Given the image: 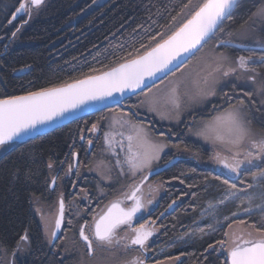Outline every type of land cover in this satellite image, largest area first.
Instances as JSON below:
<instances>
[{
  "label": "trees",
  "instance_id": "16d2710c",
  "mask_svg": "<svg viewBox=\"0 0 264 264\" xmlns=\"http://www.w3.org/2000/svg\"><path fill=\"white\" fill-rule=\"evenodd\" d=\"M197 1L47 0L21 24V15L12 19L21 0H0V98L73 81L138 55L160 41L157 36L155 42H150V37L158 32L165 37L184 22L198 7L194 6ZM262 6L264 0H240L233 19L222 25L223 34L217 32L200 51L209 49L220 36L228 38L239 34L244 26L255 25L260 17L254 13ZM220 49L216 47L217 51ZM74 123L21 143L0 157V264L4 255L12 264H56L60 254L67 259H86L77 237V221L65 234L71 244L66 251L56 249L58 252L53 255L47 249L55 244L48 243L36 216L38 209L47 204L49 163L61 159L73 143L78 144ZM169 172L176 173L178 182L186 185L190 194L175 212L162 217V230L150 229L153 235L149 240L155 241L151 247L162 251L154 254L155 260L181 257L178 264H226L223 254L209 246L224 240V233L234 222L244 220L254 228H264V214L255 211L209 232L203 230L207 226L203 221L193 236L178 240L188 235L190 228L194 230L201 218L199 209L215 195L217 184L212 172L194 166ZM259 185L264 195V178L259 179ZM185 205L192 208L185 210ZM225 207V213L236 209L230 204ZM25 235L28 240L22 241ZM46 253L50 263L42 262Z\"/></svg>",
  "mask_w": 264,
  "mask_h": 264
},
{
  "label": "flooded vegetation",
  "instance_id": "af4514ba",
  "mask_svg": "<svg viewBox=\"0 0 264 264\" xmlns=\"http://www.w3.org/2000/svg\"><path fill=\"white\" fill-rule=\"evenodd\" d=\"M46 1L47 0H45L44 3ZM32 11L33 9H28L26 13L21 15L23 18L21 24L28 20L30 13H33ZM263 23L264 18L260 17L259 21H257L255 25L244 26L241 29L242 31L237 35L230 36L228 38L220 36L218 40L214 41V43L212 42L213 46H215L219 40L231 39L235 43L233 45H244L245 47L256 48L257 55H259V47L255 41L264 40ZM206 50L199 51L195 56H191L180 70L173 71H197L196 73L201 76L200 80H203V86L197 98H195V103L187 102L184 105H180L178 109L175 107L170 108L171 114L166 112L163 116H161L155 107L154 108L156 110L151 111L149 109L153 106L149 104L141 105L140 101L144 98V96L143 92L140 91L139 93L123 100L121 105H115L103 109L99 112L79 118L69 123L72 124L75 122L74 125L78 128V144L76 145L73 143L69 151L65 155L63 154L61 159L49 163L52 167L49 168V191L45 196L46 203H54L56 199L63 200L64 202V218L61 231L57 239L52 242V244H55L54 247L47 249L52 252L53 255H56L58 252L56 249H63V251H66L68 246L71 244L69 236L65 237V234L67 233L68 235L67 229H71L70 227L73 222L77 221L76 229L78 232L81 226L84 225L85 234L92 238V233L94 232V221L102 211V205L106 201L112 199V197L124 193L126 191V186L132 181L131 178L128 177V174H121L113 169L114 173L111 175L112 179L105 185L102 181H100L99 176L94 172V169L96 168L95 166L98 164L96 161L102 157L100 156V153L107 148L104 141L105 133L109 134L108 128H112V123L109 124L108 122V118L111 116L114 118L116 117L115 121L118 122L117 124L123 123L124 121H135V123H141L150 131L151 141H162L164 145H166L165 149L160 154V159L157 160L156 163L152 164L149 169L144 170L147 171L158 167H165L148 177L146 180L142 181L145 175L149 172L145 171L146 174L144 173L142 175L137 184V186L139 185V188L141 189L138 195L142 197L145 207L142 209L141 213L133 219V226L146 224L152 226V229L154 226L160 227L162 224V217H167V215L175 212L177 207L185 203L186 199L189 198L190 191L187 186L178 182L176 173L169 172L176 168L187 169L188 167L194 166L198 169L212 172L214 176V184H217V190L215 191L213 189V191H215V195L212 199L206 200V205L209 201L221 198L227 191L232 190L242 192V190L247 191L250 189L249 185L251 186V189L252 187L259 185V180L256 179L259 175L257 171L259 170L260 172V170L264 169V157H258L259 160L256 165L253 159L252 164L244 166L239 175L234 173L232 176L231 174L222 171L219 167L220 163L215 160V148L211 147L209 143L203 142L200 138L195 137L190 130H195L194 128L196 125H201L205 122V120L210 118H216L217 115L222 114L228 108L234 107L235 109L240 110L241 113L251 121L250 125L253 129H258L257 131L264 132V64L259 62L250 64L251 68L256 69L254 73L237 68L235 73L230 74L228 77H222L220 73L215 72V76L212 79L213 83L209 84L211 80L207 77L211 75L212 71L216 68L215 65L218 63L217 58L220 53H223L228 59H231L230 62L228 60L224 62L223 70H227L229 67L236 68L237 57L242 55L248 56L249 52L245 51L244 48L233 46L223 47L221 50L214 52ZM198 55L201 57L198 58ZM167 76L155 83L154 86L151 85V89L160 84L169 86L170 84L164 81L168 78ZM249 76H254L255 79H249ZM205 78L208 80L207 85L204 83ZM259 80L263 81L261 88ZM204 92H214L215 94L205 95L203 94ZM224 93H227V96H225ZM247 93H251V96H247ZM241 101H244V103L241 104ZM109 111H113L116 116L108 114ZM121 115V118H117ZM161 118L168 119L162 120ZM94 123L97 125V130L95 132H89L88 129H90ZM161 133L164 135L161 136ZM81 137H83V139H81ZM120 139L122 140L121 137ZM89 140H92L93 142L91 145L88 144ZM121 140L117 142L115 146H119L120 142H123ZM246 147L248 149L252 148L251 140L248 142ZM84 149L85 151H83ZM121 151L122 150L119 149V153H117L118 155L116 154V157H120ZM73 153L76 155L74 156ZM105 158L107 159V157ZM174 158V162L166 165ZM112 159L113 160L110 165L118 166V164H113L115 162V158L112 157ZM69 165L72 167L69 168ZM221 165L222 164H220V166ZM53 177H55L54 184L52 182ZM225 180L228 181V184L224 183ZM231 184H235L236 188L231 189L229 187ZM101 187L104 188L102 194L99 193ZM126 196L127 195L124 194L120 197L123 198L124 205L128 207L132 201L127 200ZM237 198L238 195L235 199H231L228 203L232 206H236V203H238ZM149 200H151L152 203H147ZM81 203L83 204L81 205ZM183 208L185 210H190L192 205H185ZM204 208L205 207L199 209L200 213ZM36 216L38 218L41 231L44 233L38 213ZM85 222H87V224H85ZM151 223H153V225H151ZM166 226L167 224L165 226L163 225V229L166 228ZM160 230L162 229L160 228L158 231ZM78 232L77 234L79 236ZM129 232V228L121 226V228L117 230V235H121V237H123ZM153 243L155 245V241L151 243L149 240V242L146 243V250L139 249V246H131L129 248L132 250L130 256L128 254L129 252L126 251L122 254L111 253V260L120 262L133 259L138 256L141 260L145 261L146 264L156 263L159 260L154 259V254L157 255V248L154 247L153 249L151 247ZM82 244L85 246L84 249L87 255L91 257L87 252L84 241H82ZM99 246L100 244L93 239V248H95L94 252L95 250L98 252L97 248H100ZM121 247L123 246L121 245ZM211 249L214 248L211 247ZM94 252L92 254H94ZM220 252L223 254V260L227 261L226 251L222 252L219 248V253ZM99 254L102 256L101 253ZM47 255L48 254L46 253L43 256L42 262L50 263L49 259H47ZM45 256L46 258H44ZM123 256L126 258L125 260H123ZM66 259V257L60 254L56 264H88L87 262L91 260H84L81 258ZM92 262V264H96L95 260H92Z\"/></svg>",
  "mask_w": 264,
  "mask_h": 264
},
{
  "label": "snow or ice",
  "instance_id": "6c2138e0",
  "mask_svg": "<svg viewBox=\"0 0 264 264\" xmlns=\"http://www.w3.org/2000/svg\"><path fill=\"white\" fill-rule=\"evenodd\" d=\"M44 0H28L32 6L39 7ZM191 0H189V3ZM240 4V0H203L197 9L191 14L184 23H182L175 31L167 35L156 33L150 37V42H155L156 37H160L159 42H155L154 47H149L143 55H136L134 58L124 59V62L117 63L115 67L107 71H102L98 75H88L83 79L76 80L72 83H67L59 87L42 88L38 91H29L24 95L6 96L0 98V146L6 145L20 134L28 130L36 129L38 125H45L48 122L54 121L56 118L62 117L70 110L79 109L82 105H86L90 101L104 100L105 98L113 97L114 93L123 95L125 91L139 89L143 92L144 98L140 101L141 105H154L158 103L148 81H152L155 85V80L160 79L159 73L173 72L180 70L185 61L194 56L200 49L212 39L217 32L223 34L222 25L224 22L233 19V11ZM184 7H188L185 5ZM28 11L26 4L21 0L19 7L12 14L13 19L18 13ZM254 15L264 18V9L258 10ZM173 21L176 17L172 18ZM15 36V33H13ZM259 47V55L257 49L245 47L244 45H233L231 39L218 41L220 47H241L249 52L248 56L237 57V67H229L223 70L224 62L227 61V56L220 53L218 56L217 67L214 72L220 73L222 77H228L235 73L237 68L244 71L255 72V68H251L250 64H264V40L255 41ZM145 45H141L144 48ZM131 56V54H129ZM249 79L254 80V76H249ZM205 85L208 84L207 78L204 80ZM215 83V81H214ZM177 86L171 89L173 96L177 91ZM205 95H214V92H204ZM227 96V93H224ZM251 96V93H247ZM119 102V101H115ZM175 108H179V104L173 99ZM241 104L244 101L240 102ZM151 111H155L154 107H150ZM118 123L114 121V124ZM123 124H130L129 121H124ZM123 124L121 126H123ZM251 121L241 113L240 110L233 108L222 116L216 117L215 123L205 125L196 132L197 136L204 139H212L218 141L221 145L226 146V151H232L233 147H240L244 140L250 135ZM136 128V136H129V155L126 162L133 170L150 167L154 160L160 159V153L166 145L153 143L142 127ZM97 125L92 124L89 132H95ZM164 134L161 133V136ZM83 139V137H81ZM135 140V146L132 141ZM92 140L88 141L91 145ZM105 143L111 147L112 141L109 134L105 133ZM231 146V147H227ZM251 146L254 151H248L243 159H239L240 152L236 151L231 159L228 156L216 154L217 161L228 170L229 173L240 174L242 168L250 165L256 157H264V138L260 140H251ZM75 156L76 154L73 153ZM52 167L51 164L48 165ZM72 166L69 165V168ZM256 175V174H254ZM259 176L264 178V169L260 170ZM144 179H147L145 177ZM53 184L55 177L52 178ZM228 184V181H224ZM231 189H235L236 185L231 184ZM249 187H251L249 185ZM141 191L139 186L132 189L131 195H127L126 199L132 201L130 207H122V201L117 200L111 203L107 211L95 220L94 232L92 238L85 234V227L81 226L79 232L80 237L86 245L88 254L91 256L94 252L93 239L102 246H123L126 250L131 246H139V249L146 250V242L153 235L146 224L133 226V218L140 213L145 207L142 197L138 195ZM235 192H229L224 200L218 203H224L230 196H235ZM147 203H152L151 200ZM212 205H210L211 207ZM64 202L60 201V215L55 219V227L51 231L52 243L57 237V231L61 228L63 220ZM247 211V210H246ZM235 215V213H233ZM227 219V218H226ZM87 224V222H85ZM121 226H126L130 229L123 237H118L117 230ZM259 234L258 238L244 239L242 237L235 238L229 244L226 240L218 242V247L223 252L226 250V264H264V228H256ZM224 235L227 237L228 233ZM251 235V234H249ZM22 241H27L28 236L21 237ZM212 247L211 245L209 246ZM128 264H144L138 256L134 257Z\"/></svg>",
  "mask_w": 264,
  "mask_h": 264
},
{
  "label": "rangeland",
  "instance_id": "374dc122",
  "mask_svg": "<svg viewBox=\"0 0 264 264\" xmlns=\"http://www.w3.org/2000/svg\"><path fill=\"white\" fill-rule=\"evenodd\" d=\"M102 1L103 0H95L94 3H98V2L101 3ZM199 1H201V0H198L194 4V6L197 5V3H199ZM25 4H26L27 9L35 10L37 8V7L34 8V6L30 5L28 3V0L25 1ZM260 9H264V6H262V8H260ZM24 13H26V11ZM233 44H235V43H233ZM217 46H218V43L215 46L211 45V47L206 51H211V52L217 51L216 50ZM221 48H223V47H221ZM204 56H205V54H204ZM200 57L201 56L198 55V58H200ZM227 60L229 62L231 61V59H227ZM192 66H193V64H192ZM215 67H217V65H215ZM196 72H194V71L192 72V71H188V70L184 71V72L179 71V72H173L169 76H167L168 78L164 81L168 82L170 84L169 86H165V85L160 84V85H157V86L152 88V94H154L158 103L151 105V106L155 107L157 109L158 113L161 116H163L166 112L171 114L170 108L174 107L173 102H172L173 99H175V102L179 104V107H180V105H184L187 102L195 103L196 102L195 98H197V96H198V94H199V92L203 86V84H202L203 80H200L201 76H199ZM214 76H215V72L212 71L211 75H209L207 77L208 79L211 80L209 84L213 83L212 79L214 78ZM259 83H260V88H261V85H263V81L259 80ZM177 85H178L177 91L175 93V96H173L171 89ZM233 108L234 107L228 108L226 111H224L222 114L217 115L216 117L222 116L226 112L231 111ZM108 114L115 115L113 111H109ZM121 117H122V115L118 116L117 118H121ZM115 118L112 116L108 118L109 124L112 123V128L111 129L108 128L109 138L112 141L111 147H109V145L105 143L107 148L100 153L101 155L99 154L102 157L99 158L100 160L98 159L96 161L98 164L96 163L97 165L95 166L96 168L94 169L95 170L94 172L99 176L100 181H102L105 185L111 181V179H112L111 175L114 173L113 169H115V171H117V172H120L121 174H123V173L128 174V177H130L132 180L131 183L126 186V191L124 193H122L121 195H116V196H119L117 198H120L121 200H123V198L120 196H122L124 194H126V195L130 194L132 189L137 186L140 178L145 173L146 170H144V169L150 168V167H144L143 169L133 170L129 167V165L126 162V158L129 155L128 137L129 136H132V137L136 136V128L132 127V125H135L137 127H142L144 132L147 133L149 139H150L151 135H150V131L148 130V128L146 126L144 127L141 123H135V121H132V122H130V124L132 123L131 125L123 124V123H120V124L115 123L114 124ZM161 119L167 120L168 118H161ZM215 120H216V118H210L208 120H205V122L202 123L201 125H196L194 128L195 130H190V131L195 137L200 138L203 142L209 143L211 147L215 148V160H216V162H218L216 159V154L218 152L221 155L228 156L231 159V156L236 151H239L240 156L238 158L243 159L245 154L248 151H254L252 148L248 149L246 147L248 142L250 140H260L261 138H264V132H259V131H257L258 129L255 130L250 125V130H251L250 135L248 138H246L244 140L243 144L238 148L233 147L232 151H226V146L221 145L218 141H214L212 139L206 140L203 137L196 135L197 131H199L205 125L215 123ZM122 124H123V126H121ZM120 137L122 138V140L120 139ZM119 139L123 142L122 143L120 142L119 146L118 145L115 146V144L120 141ZM152 142L157 143V144H164L162 141H160V142L159 141H156V142L152 141ZM132 143H133V146H135V140H133ZM227 147H231V146H227ZM1 149L2 148H0V150ZM119 149L122 150L120 153V157H116V154L119 153ZM164 149H165V147H164ZM1 153L2 152H0V154ZM105 157H107V159ZM112 157L115 158V162L113 164H118V166H111L110 165L112 160H113ZM258 160H259L258 157L254 158L255 165L257 164ZM156 162H157V160H154L152 162V164H154ZM219 167L221 168L222 171L229 173L228 170L226 168H224L223 165L220 166V164H219ZM148 171H150V170H147L146 172H148ZM222 171H220V172H222ZM229 174H231L232 176L234 175V173H229ZM260 178L261 177L259 175L256 177V179H258V180ZM103 189H104L103 187L100 188V191H99L100 194H102ZM229 192H235L236 195L230 196L222 204L218 203L219 201L224 200V197L227 196L229 194ZM237 195H238V198H237L238 203H236V209L230 210L226 213L223 212V208L227 204L229 205L228 202L231 199H235L237 197ZM58 200L59 199H56V201L54 203H52L51 205H48V204L43 205L42 208H39L37 211L38 215L41 219L42 228H43V231H44V234H45L47 240L51 239L50 233L54 228V221H55V218L57 215V210H58L57 209L58 203H59ZM210 205H212V206L210 207ZM255 211H262V213L264 214V195L261 192L260 185L254 186V187H252V189L250 187V189H248L247 191H243V192H241V191L236 192V191H232V190L227 191L225 193V195L222 196L221 198L209 201L207 203V205L205 206V208L203 209V211L201 212V218L198 219V222L195 225L196 227H194V230L192 228H190V230L188 232L189 234L188 235L184 234L178 240L185 241L188 236H193L197 232L196 231L197 227L203 226V224H204L203 221H205V224H207V226H205V228L203 230H205L206 232H209V231H213L217 228L225 226L227 221H230L232 219H237V218L242 217V216H246V215H248L252 212H255ZM233 213H235V215H233ZM151 225H153V223H151ZM82 226H84V225H82ZM146 226L149 228V230L152 228V226H149V225H146ZM153 229L156 232H159L158 230L160 229V227L154 226ZM76 231H77V229H76ZM78 233H79V236H77V237L81 243V246L83 248H85V246H83V244H82L83 240L80 237V232H78ZM227 233H228V236L224 240H226L229 244H231L232 240L235 238H239V237L246 238L248 236H259V234L256 232V228H254L251 223L248 224L247 221H244V220H237L236 222H234V224L228 228ZM249 234H251V235H249ZM118 237H121V235H118ZM148 242H149V240L146 243H148ZM218 242L212 246L213 248H217V250H219ZM99 247L100 248H97L98 252L95 250L94 254H92L91 257H89L86 253V259H88V260L91 259L90 261L87 262L88 264H92L93 263L92 260H95L96 264H121V262L111 260V257H112L111 253L122 254V253H124V251H126V252H129L128 254L130 256V254L132 252V250H130V249L126 250L124 247H121V246H118V247L112 246L111 248H109V247L106 248L107 246L100 245ZM103 250H106L107 253L105 254ZM161 252L162 251L159 250L157 253H161ZM99 253H101L102 256H97ZM123 258H124L123 260L126 259L124 256H123ZM81 259H84V258L82 257ZM86 259H84V260H86ZM66 260H69V259H66ZM130 260H132V259H130ZM126 261H128V260H126ZM181 261H182L181 257L178 258L177 260L175 257V258L164 259L161 261L159 260L156 263H152V264H178ZM3 264H11L7 255H4V257H3ZM144 264H146L145 261H144Z\"/></svg>",
  "mask_w": 264,
  "mask_h": 264
},
{
  "label": "water",
  "instance_id": "95a60500",
  "mask_svg": "<svg viewBox=\"0 0 264 264\" xmlns=\"http://www.w3.org/2000/svg\"><path fill=\"white\" fill-rule=\"evenodd\" d=\"M25 1L26 0H23V2L25 3ZM45 1V0H44ZM202 1V0H201ZM200 2V1H199ZM200 4V3H199ZM199 4H197V6H199ZM35 7V6H34ZM197 9V8H196ZM195 9V10H196ZM194 10V11H195ZM193 11V12H194ZM25 12V11H24ZM24 12H21V13H18L17 15H16V17L17 16H19V15H22V14H24ZM192 12V13H193ZM191 16V15H190ZM190 16L188 17V18H190ZM187 18V19H188ZM12 19H13V17H12ZM186 19V20H187ZM185 20V21H186ZM184 21V22H185ZM184 22H182V23H184ZM181 23V24H182ZM180 24V25H181ZM179 25V26H180ZM178 26V27H179ZM177 27V28H178ZM176 28V29H177ZM175 29V30H176ZM175 30H173V31H175ZM172 31V32H173ZM171 34V33H170ZM170 34H168V35H170ZM165 39L167 38V36H165L164 37ZM159 42V41H158ZM155 46V44L154 45H152L151 47H154ZM146 50H148V49H146ZM145 50V51H146ZM145 51H143L142 53H140V54H138V55H143V53L145 52ZM136 56V55H135ZM135 56H133V57H131V58H134ZM190 58V57H189ZM188 58V59H189ZM187 59V60H188ZM186 60V61H187ZM185 61V62H186ZM122 62H124V61H121V62H119V63H122ZM117 64H115V65H113V66H111V67H108V68H106V69H104V70H102V71H107V70H109V69H111L112 67H115ZM175 70V69H174ZM173 70V71H174ZM102 71H99V72H96V73H94V74H91V75H98L100 72H102ZM168 74H170V73H168ZM167 74V75H168ZM159 76H160V79H157V80H155V83H157V82H159L160 80H162L163 78H165L167 75H165L164 73H159L158 74ZM88 76V75H87ZM85 77V76H84ZM84 77H81V78H78V79H75V80H73V81H69V82H66V83H63V84H59V85H55V86H51V87H59V86H62V85H64V84H67V83H72V82H74V81H76V80H79V79H83ZM148 83H149V85L151 86L152 85V81H148ZM48 88H50V87H48ZM38 91V90H37ZM141 90H139V89H137V90H135V92H132V91H125V93L123 94V95H121V94H119V93H114L113 94V97H109V98H105L104 100H99V101H90V102H88L86 105H82L79 109H76V110H70L69 112H67V113H65L62 117H59V118H56L54 121H52V122H48V123H46L45 125H38L37 126V128L36 129H31V130H28V131H26L25 133H22V134H20L18 137H16V138H14L12 141H10V142H8L6 145H3V146H0V148H2L1 150H0V152H2L1 154H0V157H2L3 155H5L7 152H9L10 150H12L14 147H16V146H18L19 144H21V143H24V142H26V141H29V140H31V139H33V138H36V137H38V136H40V135H44V134H46V133H49V132H51V131H53V130H55V129H58V128H60V127H62V126H64V125H66V124H69V123H71L72 121H74V120H77V119H79V118H82V117H85V116H88V115H91V114H93V113H96V112H99V111H101V110H103V109H106V108H109V107H112V106H115V105H121V103H122V101L123 100H125L126 98H128V97H130V96H132V95H134V94H137V93H139ZM24 94H26V93H23V94H20V95H24ZM14 96H18V95H14ZM115 101H119L118 103L117 102H115ZM175 161V158L174 159H172V160H170L169 162H168V164H166V165H169L170 163H172V162H174ZM165 166H163V167H158V168H156V169H153V170H150L146 175H145V177H150V176H152L153 174H155V173H157L158 171H160V170H162L163 168H164ZM144 177V178H145ZM143 178V180L142 181H144V180H146V179H144ZM139 186V185H138ZM131 195V194H130ZM119 197V196H118ZM117 200H120V201H122V207H127V206H125L124 205V201L123 200H121L120 198H117V197H115V198H112L111 200H109L108 202H107V204L104 206V208L102 209V211L100 212V214L97 216V218L95 219V220H98L99 219V217L101 216V215H103L106 211H107V209H108V207L111 205V203H113L114 201H117ZM60 201L61 200H59V203H58V210H57V215H56V218L60 215ZM130 206H131V204H130ZM130 206H128V207H130ZM141 213V212H140ZM140 213H137V215L138 214H140ZM136 215V216H137ZM136 216L133 218V219H135L136 218ZM55 218V219H56ZM63 218H64V210H63ZM62 225H63V220H62V224H61V228H62ZM54 227H55V221H54ZM94 227H95V221H94ZM61 228L57 231V237L59 236V233H60V231H61ZM54 229V228H53ZM57 237L54 239V240H52V242L53 241H55L56 239H57ZM250 238H258V236H248V237H246V238H244V239H250ZM11 264H12V262H11Z\"/></svg>",
  "mask_w": 264,
  "mask_h": 264
}]
</instances>
